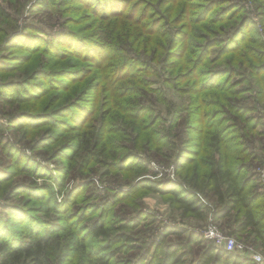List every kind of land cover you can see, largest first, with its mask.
Returning a JSON list of instances; mask_svg holds the SVG:
<instances>
[{"label":"rangeland","instance_id":"rangeland-1","mask_svg":"<svg viewBox=\"0 0 264 264\" xmlns=\"http://www.w3.org/2000/svg\"><path fill=\"white\" fill-rule=\"evenodd\" d=\"M237 1L238 4L248 2L247 0H204V2L203 0H163V4L166 5L161 6L163 12L167 16L172 15L173 22L179 20V23L176 24L179 44H182L183 41L188 44L186 51H182L183 45L177 50V55L179 57L183 52L184 57L190 58L191 62L195 61V64L192 66L191 63V65H187V69L183 70L179 66L174 68L173 72L176 76L181 72L176 90L166 89L160 83L161 80L150 76L149 79L146 77L131 79L135 88L128 87V81L122 85L123 88L120 91L110 89L102 83V77L98 75L97 70L93 72L95 65L87 55L77 57V59L74 55L59 59L56 55L43 52H23L22 48L16 50V46L22 38L19 34L27 28L35 31H39L40 28L48 31H61L67 28L76 35L101 42L102 39L97 38L94 27L102 20L99 16H95L80 0H0V64L18 62L14 60L17 58V54L28 58L25 64L20 63L19 68L13 69L16 70L14 72L6 73L0 70V86L15 84L16 82L29 81L31 83L30 79L36 73L46 72L51 75L61 73V70L81 73V78L78 81L72 83L64 81L61 86L57 84L61 87L59 90H51L44 96L35 98L36 100L28 99L26 102L8 103L3 94H0V123L5 126L10 124V120L13 122V118L17 116L25 114L42 116L41 113L43 112L58 115L57 123H60L58 129L54 130L56 132L55 137L50 145L47 143L43 145V142L50 138L48 136L49 124H42L36 128H20L16 131L7 130V128L0 126V171L2 170L0 172V246L13 241L16 243L26 242L29 237L38 235L40 228L49 227L52 231L54 230L53 226L56 221L52 219L55 215H49V220L45 217L48 214L49 205L46 200V193L41 190L38 191L54 183V193L58 189L60 191L61 185H64L62 187L63 194L55 199L62 206L66 203L62 211L60 209L62 214H59L64 217L66 227L70 225L73 232L84 239L87 238V234H84L85 222H81L83 216L91 217L97 213L94 218L99 217L108 224L106 239L94 240L92 237H88L86 243L89 247L91 246V249L98 248L103 244L104 248L111 247L109 251L119 252L112 259L114 264L139 262L149 264L148 259L151 258L153 251H157L161 246L164 248L171 244L181 246L182 252L187 254L186 259L188 260L187 264H189L194 258V261L198 260L206 250L216 249L212 244H216V241L205 238V231L211 225L217 227L224 236L232 237L237 243L246 246L244 251L230 252L224 246L216 244L220 251L222 249L242 255L243 264L244 262L246 264H264V248L260 239V233L264 236V190L261 186L262 183L264 184V101L258 102L251 97L250 92H244L246 85L236 87L238 98L226 90L219 91L217 90L219 87L215 88L217 82H223V79L215 80L217 74L221 72V67L225 68V65L238 67V53L226 55L225 48L228 49L229 41L224 33L239 22L242 12L241 9H238L236 13L232 14L221 13L222 10H228L231 7V2ZM257 1L259 2V0ZM263 3L264 1L259 3L261 7L254 12L256 18L258 11L259 14H264ZM57 4L59 5L56 9ZM145 8V17L149 23L145 27L143 36L151 38L149 32L154 28V24L151 23L153 20L148 12V7L145 6ZM247 8L250 11L254 9L250 4ZM184 11L186 15L183 20ZM233 14L236 16L230 18L229 16ZM218 19L221 21L217 22ZM131 22L135 23L136 20L131 19ZM258 28H261V25H258ZM258 28L256 27L249 34V38L253 35V38L262 44L257 48L264 53V34ZM115 36L113 34L108 38L117 42ZM160 38L164 40L165 37L160 36ZM13 41L15 44L11 43ZM167 41L168 39L165 42ZM206 41L209 43L205 46ZM222 42H224L223 45ZM197 44H201L202 47L195 50ZM11 47L16 51H12ZM243 50L244 48L238 52ZM150 52L151 48L148 47L149 56ZM201 55L204 57L202 65L199 64ZM233 56H236V62L234 59V62L227 64V61L231 60ZM178 60L179 58H176V62ZM262 63H264V59L254 61V64ZM154 64L160 65L159 62ZM235 79L237 77L232 80ZM148 80L154 81L148 83ZM44 81L46 80L44 79ZM44 81L41 80V83ZM91 87L94 91L90 90ZM188 87L192 88L194 95L188 96L186 94L182 98L181 90L185 91ZM204 88L205 90L200 93L201 89ZM86 89L88 90L85 92ZM80 94H88L81 99L80 104L90 107L88 114L91 115L86 114L82 119V121L88 119L87 121L90 122L87 126L81 124L79 128H73L74 122L70 119V115L64 117L63 112L67 108L63 109L62 107L68 106L71 101L80 98ZM167 96L173 98L180 110L182 107L187 108V106H190L191 109L195 107L197 112L198 109H201V113H192V121L199 130L205 125V132L193 131L186 134L185 126L190 120L185 119V117L179 120L177 116L179 110L173 113L169 111L170 105L162 103ZM203 102H206V105ZM227 102H235L249 109L247 116L251 118L249 122L255 132L251 133L249 138L244 137L248 134L246 132L239 139V146L237 145L235 149L243 152V156L239 157V160L247 165L249 169L247 174L252 178L251 186L255 188L251 190L249 197L256 195L260 198L253 205L259 222L258 226L255 227L256 229L239 230V226L245 220L241 215L243 209H237L230 216L215 221L213 214L217 212V208L220 206L210 202L209 198H203L205 204L210 207V210L208 209L205 213L206 217L185 216L179 205L170 201L169 196L137 186L138 182L144 178H151L153 181L172 180L181 182L182 176L187 172V167L178 168L177 154L178 156L185 155L184 149L197 153H200L201 150V147L191 144L192 141L187 143L186 138L201 137L204 133V138H206L208 132L214 131L213 128L210 131L207 127L216 123L220 126L215 128L219 127L220 130L229 128L231 123L225 122L224 117L218 114ZM131 110H135V113H131ZM142 112L147 114H141ZM133 114L145 115V119L141 120H145L146 123L139 119L133 120L131 118V116L135 117ZM203 120L205 124L200 122ZM223 121L224 124H222ZM92 123L101 125L99 133L108 138V142L102 143L101 148L104 147L110 157L114 154L138 156L141 164L136 165L132 170H120L119 163H116L117 165L114 167H111V164L106 166L97 163L96 159L87 162L89 165H86L82 158L90 153L82 151L74 161L75 173H71L70 168H68V156L72 151L68 150L65 153V150L69 146L77 147V144H80V138H83L81 132L84 131L81 128L89 130ZM12 124L14 125V122ZM256 124L260 126L254 127ZM77 129L80 130L75 131ZM167 130L171 132V136L165 141L161 137L167 133ZM4 132L7 141H15L20 149L19 152L13 153L14 156L10 153V145L1 136V133ZM231 132L232 130L229 129L226 136H229ZM231 138L234 137H230V140ZM107 147L109 148L107 149ZM93 148L94 146H91V149ZM194 152L193 155H189V158L197 157ZM230 155L233 156L232 153ZM201 156L203 155L201 154ZM24 157L35 158L40 161L42 166L47 167L53 173L52 181L45 176H37L36 172H33V175L30 174L32 168L27 167L29 160L24 163L22 160ZM233 165V167L237 166L238 169H241L238 158L237 164L234 163ZM145 169L148 171L147 175L143 174ZM6 170L8 171L6 172ZM85 184L88 185L84 188ZM31 185L37 187H30ZM54 188L56 189L54 190ZM51 193L52 190H50ZM113 193H119V199L116 201L113 200ZM37 194H40L38 198ZM106 201L108 202L107 206H105ZM92 206L98 209L94 210L91 208ZM49 207L51 212L58 214L59 211L53 209L54 207L51 205ZM81 211L83 212L82 216H79ZM119 235H127L133 239V242L116 243V238ZM73 238L68 237L64 240L67 244L66 248ZM195 241L197 243H193ZM68 254L67 252L65 259H67ZM215 254L212 255L213 260ZM255 255L261 256L262 261L255 260L253 258ZM230 256L234 260L238 258L236 255ZM70 257L75 260L78 255L74 252L70 254Z\"/></svg>","mask_w":264,"mask_h":264},{"label":"trees","instance_id":"trees-1","mask_svg":"<svg viewBox=\"0 0 264 264\" xmlns=\"http://www.w3.org/2000/svg\"><path fill=\"white\" fill-rule=\"evenodd\" d=\"M80 1L83 5L89 8L95 16H99L102 20L94 27L97 38L102 39L101 42H95L90 38L76 35L67 28L61 31H48L42 28H40L39 31H35L31 28H27L19 34L22 38L21 42H19L16 46V50L22 48L23 52H43L50 55H56L59 59L68 58L67 56L71 55L76 56L75 58L77 59V57L79 58L80 56L87 55L92 59V62L95 65L93 72L97 70L98 75L102 77V83L104 85L106 84L110 89L120 91H122V85H125V82L129 81L127 86L134 89L135 84L131 79H140L142 77L149 79L148 77L150 76L157 77L158 80H161L160 83H162L166 89L172 88L176 90L181 72L176 76L173 72L174 68L179 66L181 70H183L187 69V65L189 66V64L191 65L192 63L193 66L195 64V61L191 62L190 58L187 59L184 57L183 52L186 51L188 44L185 41H183L182 44H179V34L176 25L179 23V20L173 22L174 20L172 19V15L167 16L163 12L161 6H166L163 4V0ZM247 1L248 2H244L242 4H238V1L235 3L231 2V7L228 10L221 11V13L224 14H232L236 13L238 9H241L242 12L239 22L224 33L228 37L229 41L228 49L225 48L226 55H235L238 53L237 55L239 60L237 65L239 68L230 65H225V68L221 67V72L217 74L215 80L223 79V82H217L215 88L219 87L217 88L219 91L226 90L231 93L232 96L238 98V90L236 87L239 85H246V90H244V92H250L251 97L258 102H261L264 101V99L262 100V98H264V63L254 64V61L264 59V53L257 48V46L262 44L258 43V40L253 38V35L249 38V34L256 29V27L258 28V25H261V28H258L259 31L264 34V14L262 13L261 15L258 11L257 18L254 16V12L261 7L259 3H262L264 0H259V2L257 0ZM248 4L253 6L254 9H251L252 11L247 8ZM58 5L59 4L55 6L56 9ZM145 6L148 7V12L153 20L151 23L152 25L154 24V28H152L151 32H149L151 38L143 36L145 27H147L149 23V20L145 17ZM185 15L186 12L184 11L182 16L183 20ZM234 16L236 15L233 14L229 17L232 18ZM229 17L226 18L228 19ZM131 19L136 20V22L132 23ZM137 20L141 22H138ZM216 21L220 22L221 20L218 19ZM174 25H176V28H174ZM113 34L116 35L115 39L117 42L108 38ZM157 36L158 38H156ZM160 36H164V40H161ZM199 37L200 36L198 35V38ZM167 39L168 41L165 42ZM209 41L205 42V46L209 43ZM11 43L15 44L14 41ZM223 44L224 42H222V45ZM182 46L183 52H181V55L178 57L177 50ZM148 47L151 48L150 56L148 54ZM201 47V44H197L195 50H198ZM243 48L244 50L242 52H238ZM11 50L16 51L13 50V47H11ZM108 53H110V55H108ZM176 58H179L177 62ZM27 59L28 58H26V56L17 54V58L14 60H17L18 62H6L5 64H0V70L6 73L14 72L16 70L13 69L17 67L19 68L21 66L20 63L25 64ZM234 59L236 62V56H233L231 60H228L227 64L229 62H234ZM203 60L204 57L201 55L199 64L202 65ZM179 61L181 62L178 63ZM156 62H159L160 65L156 66L154 64ZM65 71L66 70H61V73L51 75H48L46 72L36 73L30 79L31 83L29 81L21 83L16 82L15 84L0 86V94H3L8 103H15L19 101L26 102L28 99H37L44 96V94H47L51 90H59L64 81L72 83L81 78V73ZM234 77H237V79L232 80ZM38 79L43 81L45 79L46 81L41 83V80ZM141 81L146 82L145 80ZM152 81L148 80V83H153ZM57 84H60V86ZM191 89L188 87L185 91L181 90L182 98H184L186 94L191 96L193 94ZM87 90L88 89H86L85 92ZM90 90L94 91L92 87ZM203 90H205V88L201 89L200 93H202ZM126 94H129V92H126ZM86 95L88 94H80V98H77L75 101H71L68 106L62 107L63 109L67 108L66 111L63 112L65 114L64 117L70 115V119L74 122L73 128H79L81 124H83V126H87L90 122L87 121L88 119L82 121L84 115L90 112V107H85L83 104H80L81 99H83ZM134 103L137 102L134 101ZM162 103H168L170 105L169 111L171 113L179 110L177 113L179 120H182L184 117L185 119L190 120L185 126L186 134L192 133L193 131L205 132V125L199 130L196 124L192 121V113H201V109H198L197 112L195 107L191 109L190 106H187V108L182 107V110H180L178 105L175 104L173 98H169L168 96ZM203 103L206 105V102ZM225 105L222 106L223 110L218 114L224 117L225 122L231 123L229 128L226 127L224 130H220L221 128L219 127L215 128L216 126H220L216 123L207 127L208 130L213 128L214 131L211 133L208 132L206 138H204L205 133L201 137L191 136L190 138H186L187 143H191L192 141L191 144H195L199 148L201 147V150L200 153L193 151L194 154L197 155V157L194 158H189V155H193L192 150L184 149L183 151L185 152V155L178 156L177 154L176 158H178V161L176 163L178 168L187 167V172L182 176L181 182H174L172 180L153 181L151 178H144V180L138 182L137 186L143 189L151 190L157 194L169 196L171 199L170 201L175 205H179L185 216L190 215L195 218L206 217L205 213L210 207L205 204L203 198H209L210 202L216 203L220 206L217 208V212L213 214L215 221H220L223 218L230 216L231 213L237 209H243L244 211H242L243 213L241 212V215L245 220L241 226H239V230L244 231L249 228H255L259 224L253 205L260 198L256 195L249 197V193H251V190H254L255 188L251 186L252 178H250L247 174L249 172L247 165L239 160V157L243 156V152L239 149L236 150L235 148L237 145L239 146V139L244 136L246 132L248 134L244 137L247 138H249L251 133L255 132L252 124L249 122V119L251 118L247 116L249 109L240 106L235 102H227ZM131 113H135V110H131ZM143 113L147 114L146 112H142L141 114ZM41 114L43 115L25 114L17 116L13 118L14 125L12 124V120H10L9 125L5 126L0 123V126L7 128V130L12 129L16 131L20 128H36L42 124H49L50 130L48 136L50 138H48L46 142H43V145L45 143L50 145L51 141L55 137L56 132L54 130H57L58 126H60V123H57L59 116L49 114L48 112H43ZM141 114H133L136 118L133 116H131V118L133 120L145 119V115ZM141 121L146 123L145 120ZM200 122L205 124L204 120ZM225 122L223 121L222 124ZM78 123L79 126H77ZM258 126L260 125H254L256 128ZM100 127L101 125L98 126L96 123H92L89 130L82 127L81 129L84 132H81L83 138H80V144H77V147L69 146L65 150V153H67L68 150L72 151L68 156V168H70L71 173H75L74 161L77 157H79V154L82 151L90 153L87 154L85 158H82L83 163L85 162L86 165H89L87 162L95 161V159L97 163H102L106 166L111 164V167H114V165H117L116 163H119L120 170H132L136 165L141 164V162H139V158H137L138 156L114 154L110 157L104 150V147L101 148L102 143L105 141L108 142V138H105L99 133ZM229 129H231L232 132L229 136H226ZM79 130L80 129H77L75 131ZM5 132L1 133V136L7 141ZM170 136L171 132L167 130V133H164L161 138L166 141L170 138ZM230 137L234 138H231L230 140ZM9 142L8 144L11 147L10 153L12 155L16 151H20L15 141ZM91 146H94V148L91 149ZM108 148L109 147H107V149ZM230 153H232L233 156H231ZM201 154L203 156H201ZM199 156H201V158H199ZM237 158L241 169H238L237 166L233 167L234 163L237 164ZM22 160L24 163L29 160L27 167L30 169L32 168L30 174L36 172L37 176H45V178L51 181L54 178L53 173L50 172L47 167L42 166L41 162L37 161L35 158L24 157ZM7 171L8 170H6V172ZM0 172H2V170ZM147 172L148 171L145 169L143 174L147 175ZM53 184H50L51 186H47V188L39 189L38 191L41 190L43 193H46L45 196L47 203H49L51 207H54L53 209L59 211L58 214L51 212L48 205V214H46L45 217L49 220V215H55L52 219L56 221V224L53 226L54 230L52 231L49 227L40 228L39 234L29 237L26 242L16 243L13 241L12 243L9 242V244H2L0 246V264H114L112 263V259L119 252L112 250L109 251V248L111 247L107 246L104 248L103 244L98 248L91 249V246L89 247L86 243V239L88 237H92L94 240H98L99 238L106 239L108 236V224H106L104 220H101L99 217L94 218L97 213L91 217L83 216L81 218V222H85L84 227L86 229L84 234H87V238L83 239L78 236L77 233L73 232V228H71L70 225L67 227L65 226L64 217L59 215L62 214L61 211L66 204L65 203L64 206H62L57 203L58 197L63 194L62 187L64 185H61L60 191L58 189L54 193ZM87 185L88 184H85L84 188ZM261 186L264 190L263 183ZM30 187L37 186L31 185ZM55 189L56 188H54V190ZM248 189L249 191H247ZM50 190H52L51 194ZM75 191L78 192V190ZM125 194L127 193L125 192ZM39 195L40 194L36 195L37 198ZM113 195V200L116 201V199H119V193H113ZM107 205L108 202L106 201L105 206ZM91 208H94V210L98 209L95 206H92ZM82 213L83 212L81 211L78 215L82 216ZM75 214L77 215V213ZM173 233L177 234L176 232ZM68 237L74 238L71 239L68 247L66 248L67 244L64 240ZM260 239L264 248V236L261 233ZM122 242H133V239L127 235H119L116 238V243ZM193 243L197 242L195 241ZM212 244L216 249L206 250L202 253L198 260L194 261V258L189 264H243L241 261V259H244L242 255L230 253L222 249L220 251L219 246L215 243ZM50 248L53 252L50 251ZM182 250L181 246L174 244L168 245L164 248L161 246L157 251L152 252L150 259H147L149 260V264H187V254H184ZM67 252L69 254L67 255V259H65ZM74 252L78 255L75 260H73L72 257L69 258L70 254H73ZM214 253L216 254L213 260L212 255ZM230 255H236L238 258H235L234 260ZM133 264H141V262ZM244 264L246 263L244 262Z\"/></svg>","mask_w":264,"mask_h":264},{"label":"built area","instance_id":"built-area-1","mask_svg":"<svg viewBox=\"0 0 264 264\" xmlns=\"http://www.w3.org/2000/svg\"><path fill=\"white\" fill-rule=\"evenodd\" d=\"M205 238L208 240L216 241L217 245L224 246L226 250L230 252H234L236 250L238 251H244L246 249V246L240 243H237L236 240L229 236H224L217 227L211 225L208 227V229L205 231ZM253 258L258 261H262L261 256H253Z\"/></svg>","mask_w":264,"mask_h":264}]
</instances>
